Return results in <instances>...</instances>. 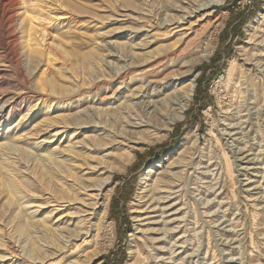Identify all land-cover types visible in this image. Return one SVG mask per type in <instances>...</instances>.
I'll return each mask as SVG.
<instances>
[{"label": "bare ground", "instance_id": "bare-ground-1", "mask_svg": "<svg viewBox=\"0 0 264 264\" xmlns=\"http://www.w3.org/2000/svg\"><path fill=\"white\" fill-rule=\"evenodd\" d=\"M86 1L87 3L83 0H0V59L24 80L26 73L31 76L43 69L40 78L43 84L40 85L42 90L47 89L50 93L44 101L40 97L27 99V106L24 107L25 104L22 103L19 109H16V105H10L7 110L8 103L0 101V129L11 130L10 136L6 135L7 137L0 139V260H10L8 264H91L100 253L112 246L114 224L108 219L113 192L112 156L120 155L118 152L121 150L138 148L151 132L172 130L175 122L183 117L193 98L198 76V73L193 72L195 64L212 55L218 35L225 27V17L212 20L215 6L223 4L225 0H146L143 1V8L133 5L131 0H125L124 7L130 10V16L139 24L136 39L126 41L127 44L125 41L124 44L119 41L117 43L114 39L115 43H103L112 58L100 57L102 52H98L97 42L92 45H95L91 47L93 50L90 48L92 51L81 55L78 51L76 53L70 50L69 41L65 44L59 34L71 26H78L84 19H88V24L96 25L102 22L95 0ZM119 1L115 0L116 3H120ZM109 2L115 5L114 1ZM111 5L113 7V4ZM115 7L113 11H119V4ZM106 11L109 10H104ZM115 13L112 19L121 22L120 16ZM94 25L90 26L92 31ZM263 27L264 13L249 27L248 49L256 52L252 47L257 46L256 35H260L257 31ZM116 28L117 30L114 29L117 32L120 28ZM13 32L18 34L16 33L12 40ZM248 49L245 45L242 47L243 52ZM237 58L230 59L225 72L215 81L214 90L218 92L223 111L221 125L215 124L216 128L213 127L215 121L210 117V108L206 112L212 120L209 136L215 137L217 143L243 163L249 155L240 157L242 147L237 143L239 131L236 129L237 126L244 128L251 109L244 104L239 105L233 112L236 101L232 103L231 98L227 100L226 95L221 93L225 91L222 87L232 81L235 73L241 72L242 65L238 60L240 57ZM115 59H118V62H115ZM256 61L257 65L264 67L262 59ZM81 63L87 64L91 73L89 78L86 77L88 79L80 80L76 75ZM56 66L59 68L58 72H54L53 67ZM83 75L86 74L83 72ZM259 79L261 90L258 92L257 88L253 92L256 99L255 104L252 103V110L256 118L255 123L260 129L258 134L261 133L264 141V119L261 120L260 116L262 106L258 104L260 96L264 100V68ZM234 81L233 83L238 84V81ZM239 85H236L233 91L239 95L244 94ZM35 100H41L40 104L44 103V112L43 109H33L38 104L33 103ZM236 116H240L238 122L234 120ZM243 131L239 133L245 135L246 132ZM197 144L198 141L193 135H187L176 150L173 161L169 160L168 164L172 170L163 172L164 168L161 171L160 163L149 167L143 173L137 197L131 204L133 212L136 213L134 220L139 223L136 227L137 233L131 234L132 240L137 244L146 239V232L150 228L148 223L143 224L144 220H156L155 214L158 212H161L158 215L162 222L168 220L172 214H169L168 209L174 207L171 197L176 195L177 198L184 199L189 194L187 185L192 181V173L188 175L189 172H185L197 165L195 158L188 156V149ZM35 148L38 151H35ZM225 153L223 155H226ZM118 157L122 159V167L133 159ZM228 157L226 164L231 169L229 162L232 160H228ZM181 178L185 181L186 192L179 183L178 190L173 191L170 188L173 183L171 179ZM196 201L199 210L194 209L195 220L192 224H185L184 234H181L183 236L191 233L194 244H187L188 241L186 238L182 239V236L177 239L175 236L176 240L172 242L171 239V245H168V262L172 264H185L184 259L189 256L193 259L196 257L195 264H198L199 254L196 252L201 250L205 229L199 220L207 219L205 211H202L206 207L204 198H197L196 195ZM186 214L184 215H189ZM169 229L174 232L180 230V223L177 227ZM156 230L157 228L155 232ZM139 233L141 235L138 236ZM144 245L148 247L147 243ZM188 246H192L194 251L185 254V258H180L185 252L184 248ZM159 250L161 251L162 247L155 249L151 246V251H155V259L151 261L154 264L167 259L163 255L159 256L156 252ZM137 251L142 256L140 247ZM137 259L132 263L149 264L148 260L143 261L147 258ZM3 262L0 261V264H5Z\"/></svg>", "mask_w": 264, "mask_h": 264}, {"label": "rangeland", "instance_id": "rangeland-1", "mask_svg": "<svg viewBox=\"0 0 264 264\" xmlns=\"http://www.w3.org/2000/svg\"><path fill=\"white\" fill-rule=\"evenodd\" d=\"M83 1L84 3H87L86 0ZM107 1L115 2V0L94 1V3L98 6V12H99L98 15L102 22L96 23V25H94V24H88L87 22L88 19L87 21H85L86 19H84L83 20L84 22L82 21L83 24L80 22L78 26L77 25L71 26L70 29L68 28L63 30L62 31L63 33L61 32V34H59L61 38L60 37L58 38L62 39L63 41L65 40L64 41L65 44H68L67 42L68 40L69 41L68 44L69 46L67 45L68 48L72 51H76V53L78 51V54L81 55L88 53L89 51H92L93 50L92 48L95 46L92 45L96 44L97 42V45L99 44L98 46L96 45L99 50L98 52L100 54L102 52V56H100L98 52L96 53L103 59L112 58L109 56L108 54L109 52L107 51L105 45L112 42L115 43L114 40H116L117 43L120 42L121 44L122 43L124 44L126 41L135 40L136 39L135 34L137 33L136 30L138 29L137 27H139V24L137 23V20H135L130 16V12H129L130 10L124 7L125 0H120L119 1L120 3L115 2V5L119 4V11L115 10L117 11L116 13L115 11H113L114 8L116 9L114 3H110V2L108 3ZM143 1L146 0H139V1L131 0L133 5L140 8H143L144 6L145 2ZM111 4H113V7ZM123 9H125L126 11ZM104 10H109L108 11L109 13L107 11L104 12ZM110 10L112 12H110ZM113 13L120 16L119 20L121 22H117L112 19L113 17L112 15H114ZM262 13H264V0H225L223 4L215 6L212 20H215L219 17H225L226 18L225 27L221 29V32L218 35L217 45L212 55L209 56L207 59H203L202 61L197 62L194 66L195 71L193 69V72L198 73V76L196 78V88L194 91L193 98L188 108L186 109L183 117L175 122V124L172 127V130H169L168 132H165L163 130H158L155 131L154 133L151 132L148 136H146L145 140L143 141V143L139 145L138 148H133L134 150L127 149V150L119 151L118 154L120 155L118 156H122L124 159H127L129 157L133 158L131 162L127 163V165H125L124 167H122V163L120 162L122 160L121 158H119L116 154L112 156L111 166L114 169V174L112 176L113 192L111 195V200L108 210V219H110V221H112L114 224L113 225L114 241L112 246L109 247L104 252L100 253L97 256V258L93 260L91 264H133L135 263L137 258L140 259L141 257L147 258L144 259L143 261L147 262L146 260H148L149 264H154L151 261H154L155 259V251H151V246L152 248L155 249H157L158 247L159 248L162 247L161 251L159 250L156 252L159 253V256L163 255L165 256V258H167V259L164 258L165 261L163 262L160 261L159 264H172L168 262V257H170V246L168 245H171L170 243L171 239L172 242L176 240L179 236L181 237L182 236L181 234H184L183 230L186 228L184 226L185 224H187L188 222L192 224L194 222L195 220L194 209L196 208L197 210H199L198 202L196 201V195L197 198L202 196L205 200L206 207L202 211H205L206 219H207V220H199L201 226L204 227L205 229L203 230V239L201 240L202 242L201 250L199 252H196L197 254H199L198 264L199 263L200 264H214V263L240 264L241 262H244L243 264H264V150H262L264 149V144H262L264 143V141H262V137L260 135L261 133L258 134V132H260V129L255 123L256 118H255V114L253 113L254 110H252L254 109L253 106L255 104V99H256V97L254 98L253 92L257 88H259L257 89L258 92L259 90H261V86H260L261 82L259 77L261 74V70L264 67H262L261 65H257L255 61L256 60L261 61V59L264 61V54H263L264 45H261L264 43V39L263 40L261 39L264 38V33H263L264 27L262 28L263 30L261 29L262 32L261 30L259 32L257 31V34H260V35H256L257 39L255 40L257 41H255V43L257 44V46L255 48L252 47L253 49H256V52L255 50L248 49L250 47L247 44L250 33L249 27L253 23V21H255ZM107 16H109L108 19ZM104 19H106V21ZM100 24L101 26H99ZM91 25H94V31H92L90 27ZM36 27L39 28L37 25ZM78 27H80L81 29ZM116 27L120 28L118 29L117 32H116L117 30ZM133 32L135 33L133 34ZM16 33L17 32L12 33L11 35L12 40L13 37L18 34ZM127 33H132L134 36L133 35L127 36L126 35ZM65 34H67L68 36L67 35L65 36ZM69 39H71L72 41ZM92 39L95 41H93ZM98 41L99 42L101 41L100 42L101 44ZM103 43L106 44L104 45ZM125 44H127V42ZM244 45L246 46V49H248V51L247 50L244 52L242 51V47H244ZM256 53L257 55H255ZM103 54H105V56ZM259 54L262 55L260 56ZM0 55H1L0 58L2 59L1 50H0ZM237 57L240 58L238 59ZM232 58H237L239 60V63L242 65V69L240 71L241 72L244 71L243 72L244 74L237 71L233 77H236L237 75L238 76L236 78L232 77L231 78L232 81L229 82V84L224 85V87H222V89L223 90L225 89V91L221 93L223 94V96L226 95L225 98L227 100H230L231 98L232 103L236 101L234 103L235 106H233L232 109L233 112L237 110L239 105L243 106L244 104L248 109H251L249 110V116L247 118L248 122H246L244 128L242 127L243 128L242 129L240 128V126H237L236 129L237 132L238 131L240 132L242 130L246 132L245 135H243L242 132L241 133L238 132L237 138L239 139L237 143L240 147H242L241 148L242 155L240 157L243 156L248 157L249 155V157L245 160V161L250 160L249 163H246L245 161L242 163V161L238 160L233 153H229V151L224 147H222L220 143H217L215 141L216 140L215 137L209 136L210 122L212 121L211 118L214 119L215 122L213 127L216 128L217 125L219 126L221 125L222 123L221 117L223 115V111L220 107L218 92L217 91L215 92L214 90L215 81L218 80L219 76L225 72L228 63ZM252 58L254 59L252 60ZM1 59H0V101L8 103L6 106L7 110L10 109V105H16V109H19V107L22 106V103H24L25 104L24 107H26L28 102L27 99L34 100L40 97L41 100L44 101L46 96L48 97L50 96V93H48L47 89L42 90L41 87L42 85H40L43 84L42 82H40L43 69L33 74V75L36 74L38 81L36 79V76L34 77L33 75L28 76L27 73L25 75L26 79L24 80L22 77L17 76V74H15L16 72L14 73L15 70L8 67L6 64L4 65V62ZM115 62H118V59H115ZM57 67L58 66L53 67L55 70L54 72L59 71V68ZM56 68L58 70H56ZM78 68L80 69L77 70V74H76L78 75L77 76L78 79L80 78L82 80L88 79L91 73L87 69V64L81 63L79 64ZM83 72L87 76L86 75L84 76ZM234 80L238 81V84H236L237 82H235ZM233 81L235 83H233ZM247 81L249 84L247 83ZM230 83H232L233 85H230ZM235 84L240 86L244 94H240L241 95L240 96L238 93H235L233 91V88L237 87ZM245 84L247 85V87ZM249 85L250 86L253 85V86L250 87ZM205 87L208 89L209 101L204 106H201L202 99L197 100L195 95L197 92H201ZM249 89L252 91H250ZM230 90H232L234 93ZM231 93L233 94V97ZM36 95L38 96L35 97ZM237 96H239V98ZM243 98L245 99V102ZM41 100L39 102H41ZM39 102L38 100H35L33 102L35 105L36 103H38L36 106H34L33 109L35 110L43 109L44 112L45 105L43 107L44 103L40 104ZM253 102L254 104H252ZM263 102H264L263 97L261 98L260 96L258 104L262 106L260 112L261 120L262 118L264 119ZM209 108L211 110L210 111L211 118H209V115L206 112V110H208ZM243 114L245 115V113ZM239 119L240 116L234 117V120H237V122ZM23 123L24 122H22V124ZM8 129L7 128L0 129V139L10 136L11 130ZM262 132L264 134V127ZM189 134L193 135V137L197 139L199 144V145L198 144L195 145V147L188 149V156L194 157L196 161L195 163L197 165L193 168L191 167L188 168L187 169L188 171L185 172V174L189 172L188 175L192 173V181L190 184L187 185V191H189V194H187V196L184 199H182V197H179L181 198V200L177 198L176 195H173V197H171L172 204H174V207L168 209L170 210L169 214L171 213L172 214L169 216L170 218L168 220H163L164 223L162 222V219H159V215L161 214V212L155 214L157 219L151 220L152 222L144 220L143 224H145V222L148 223V226L151 229L149 228L150 232L149 229L146 232L147 234L146 239L139 241V243L137 244L136 241L132 240L131 234L137 233L136 227L137 225H139V223L134 220L136 213L133 212L131 204L132 201H134L137 197L142 175L146 169L158 165L160 163L162 164L161 171H163L164 168L165 170L163 172L165 171L168 172L169 170H172L169 167L168 163H170V161H173V157L174 154L176 153V150L179 149L183 139ZM261 145H263V147ZM192 150L194 152H192ZM35 151H38L37 148H35ZM224 151L227 153H225ZM149 152H151V155H146ZM223 153H225L226 155H223ZM250 154L253 155L251 156ZM227 157L228 160H232L229 162L231 164V169L227 167L226 164ZM246 167H248V169H243ZM166 178L168 180V177ZM248 179L249 181H247ZM171 180L173 181V183L170 184L171 185L170 188H172L173 191L178 190L177 184L179 183L182 184V186L184 187V191L186 192V186H185L186 184L182 178L181 180L180 179H171ZM175 183L176 185H174ZM195 191H196L195 193L196 195L194 194ZM194 202H196L195 205ZM206 203L209 204L207 205ZM161 205H163V202L161 203ZM174 211L175 212L178 211V212L175 213ZM184 214L186 215L189 214V215L185 216ZM180 216L184 220H180L182 219ZM178 223H180L181 226L180 230L174 232L169 229V228L177 227ZM140 228L142 227L140 226ZM156 228L157 230L155 232ZM137 235L139 236L141 234L139 233ZM182 237H181L182 239L186 238L185 240L188 241L187 244H191L193 246L194 237L192 236L191 233L190 234L188 233L187 235H183ZM144 243H147L148 247H146ZM192 246L191 247L188 246L187 248H184L185 249V252H183L184 255L182 254L180 258H185L188 254L192 253V251H194V249H191ZM139 247L142 250L141 252L142 256H140L137 251ZM166 248L169 249L166 250ZM131 251H133V254H131ZM177 252H179V250H177ZM189 257L184 259L185 264H195L196 257L194 259L192 257L191 258ZM0 261H4L5 264H8L10 260H0ZM190 261H192V263ZM139 264H144V262Z\"/></svg>", "mask_w": 264, "mask_h": 264}, {"label": "trees", "instance_id": "trees-1", "mask_svg": "<svg viewBox=\"0 0 264 264\" xmlns=\"http://www.w3.org/2000/svg\"><path fill=\"white\" fill-rule=\"evenodd\" d=\"M207 87V86H206ZM204 88L201 92H197L196 93V95H195V97H196V99L197 100H201L202 99V103H201V106H204L205 104H207L208 103V101H209V96H208V89L207 88ZM195 100V99H194ZM194 123V122H193ZM192 123V124H193ZM191 124V125H192ZM146 155H151V152H149L148 154H146Z\"/></svg>", "mask_w": 264, "mask_h": 264}]
</instances>
